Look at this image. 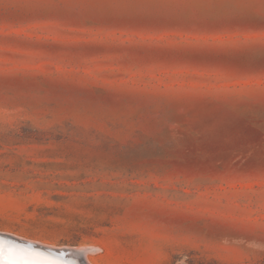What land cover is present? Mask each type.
Returning a JSON list of instances; mask_svg holds the SVG:
<instances>
[{
    "label": "rangeland",
    "instance_id": "1",
    "mask_svg": "<svg viewBox=\"0 0 264 264\" xmlns=\"http://www.w3.org/2000/svg\"><path fill=\"white\" fill-rule=\"evenodd\" d=\"M0 233L264 264V0H0Z\"/></svg>",
    "mask_w": 264,
    "mask_h": 264
},
{
    "label": "bare ground",
    "instance_id": "2",
    "mask_svg": "<svg viewBox=\"0 0 264 264\" xmlns=\"http://www.w3.org/2000/svg\"><path fill=\"white\" fill-rule=\"evenodd\" d=\"M7 235L13 236L15 238H18L19 237V236L16 237V236L11 235V234H7ZM19 239H22V238H19ZM22 240H24L25 242L28 241L30 243L40 244V243L35 242L36 240L34 241L32 239H22ZM41 245L42 246L49 247L51 249H58V250L71 249V250L77 251L79 253L80 252L81 253H84L85 252V255L88 252L95 251V248H90V247H69V246H67V247H63V246L62 247H56V246H52V245H49V244H42V243L40 244V246ZM0 246H2L5 249L6 254H7L8 250L11 249V254L13 256H16V257L21 258V264H23V260H27V259H41V260H45L46 261V264H47V262H51V264H85V262L82 259H80L79 256H77L79 258L77 260H67V261H63V260H60L59 258H56L54 256H51L50 254H47V253H45L43 251H40V250H31V249H28V248H25V247H22V246H18V245L14 244V243H8L5 240H0ZM35 253L41 254L40 257L34 256ZM85 258H86V260L88 262V260H89V254ZM89 263L91 264L90 260H89ZM0 264H3V261H0Z\"/></svg>",
    "mask_w": 264,
    "mask_h": 264
},
{
    "label": "water",
    "instance_id": "3",
    "mask_svg": "<svg viewBox=\"0 0 264 264\" xmlns=\"http://www.w3.org/2000/svg\"><path fill=\"white\" fill-rule=\"evenodd\" d=\"M0 240H5L8 243H14L18 246H22L31 250H40L43 251L47 254H50L51 256H54L56 258H59L60 260L63 261H67V260H77V259H82L85 264H89L85 258V252L84 253H79L77 251L71 250V249H65V250H58V249H51L49 247L46 246H40V244H34V243H30L28 241H24L22 239L19 238H15L13 236L4 234V233H0ZM79 256V258L77 257Z\"/></svg>",
    "mask_w": 264,
    "mask_h": 264
},
{
    "label": "snow or ice",
    "instance_id": "4",
    "mask_svg": "<svg viewBox=\"0 0 264 264\" xmlns=\"http://www.w3.org/2000/svg\"><path fill=\"white\" fill-rule=\"evenodd\" d=\"M40 255L39 253L34 254L36 257H40ZM0 261H3V264H21V258L13 256L11 249L6 254L2 246H0ZM23 264H46V261L41 259H27L23 260ZM47 264H51V262H47Z\"/></svg>",
    "mask_w": 264,
    "mask_h": 264
}]
</instances>
